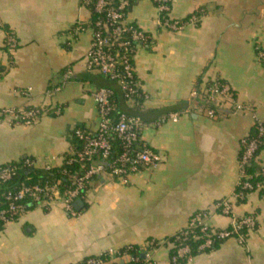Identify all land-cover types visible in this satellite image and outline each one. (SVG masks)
<instances>
[{
    "label": "crops",
    "instance_id": "0c3cea01",
    "mask_svg": "<svg viewBox=\"0 0 264 264\" xmlns=\"http://www.w3.org/2000/svg\"><path fill=\"white\" fill-rule=\"evenodd\" d=\"M128 1L127 21L150 36L133 57L146 98L138 110L122 101L119 108L140 117V140L161 162L126 185L89 183L74 217L59 206L28 205L0 226V264H78L127 246L140 249L141 264H169L164 241L192 215L205 212L209 226L229 228L231 219L214 208L225 199L235 217H255L254 231L243 244L228 239L185 264H264V186L242 203L232 200L240 140L255 118L264 119V66L257 59V49L264 51V0H171V20L199 13L197 24L176 32L160 28L152 0ZM90 22L83 0H0V166L31 159L35 169L60 167L75 146L74 130H96L92 93L108 81L86 70ZM8 34L17 42L12 52ZM215 82L230 86L240 111L226 109L217 120L203 115L191 93ZM25 108L41 110L32 125L1 115ZM256 163L264 164V146Z\"/></svg>",
    "mask_w": 264,
    "mask_h": 264
},
{
    "label": "built area",
    "instance_id": "2783aa9c",
    "mask_svg": "<svg viewBox=\"0 0 264 264\" xmlns=\"http://www.w3.org/2000/svg\"><path fill=\"white\" fill-rule=\"evenodd\" d=\"M83 2L87 6L91 0ZM92 2L96 19L91 27L92 39L86 56V70L115 82L123 93L126 103L132 108L138 107V99L145 100L146 95L138 86L133 57L139 47L150 42V36L135 23L127 21L130 5L128 0H92ZM152 2L158 14L160 28L176 32L188 24L198 22V17L195 15H191L186 21L171 20L169 18L171 0H152ZM6 46L8 51H14L17 47L16 39L8 36ZM257 59L264 66L263 50L257 49ZM70 77L69 71L63 74L65 80ZM113 93V90L107 87L97 88L92 93L98 117L97 127L93 133L79 128L74 130L75 146L68 156L64 157L63 164L68 166L79 164L82 169L73 173L64 170L62 175L67 178L64 182L23 180L11 186L0 194V226L17 220L26 211L28 205L43 209L59 206L66 215L74 217L77 215L74 203L81 200L87 185L94 179L126 185L131 175L159 166L161 158L158 153L140 140L142 121L125 113H117L115 117L113 116L116 110ZM191 97L201 102L199 107L208 119L224 118L226 109H231L232 112L242 109L230 86L223 82L194 89ZM1 115L15 124L32 125L41 115V110L6 109ZM170 120L177 122V116H171ZM253 127L255 136H247L240 140L239 178L236 183L239 190L235 189L232 193L234 202L244 201L249 193L261 190L264 186V164L259 165L260 170L255 173V176L261 177L259 181H250V176L245 173L247 165L258 158V149L264 140V119L255 118ZM114 140L117 141L119 148L115 154ZM34 165L33 160L26 159L21 167L30 169L34 168ZM51 168L53 167L46 165L42 170L48 171ZM19 170L20 167L16 164L0 166V183H10ZM214 208L219 214L231 219L229 228L217 229L209 226L207 213L198 212L192 215L187 225L175 235L176 241L187 242L190 239L195 241L201 238L202 242L197 246V251L202 253L211 250L216 242L222 243L232 238L243 244L248 234L256 227L255 217L253 215L235 217L229 199L217 202ZM196 231L200 235H197ZM121 250H109L98 256L89 257L86 264H139L138 256L129 255V252L135 251L133 246L124 247L122 252ZM186 258H190V248L182 245L169 257V264H178L179 259Z\"/></svg>",
    "mask_w": 264,
    "mask_h": 264
},
{
    "label": "trees",
    "instance_id": "16d2710c",
    "mask_svg": "<svg viewBox=\"0 0 264 264\" xmlns=\"http://www.w3.org/2000/svg\"><path fill=\"white\" fill-rule=\"evenodd\" d=\"M84 1V0H83ZM131 5V3H130ZM129 5V7H130ZM90 12H91V22H90V27L93 26V23L96 19V15L93 11V2L91 0V3L89 5L86 6ZM129 10V8H128ZM192 15H195L197 17H199V13H194ZM191 16V15H190ZM189 17L185 18L183 21H186L188 20ZM8 36H13L12 34H8ZM7 36V37H8ZM7 39V38H6ZM6 45V44H5ZM6 49L8 50L7 46H6ZM136 77V76H135ZM108 81V80H107ZM110 82V81H108ZM113 84L114 88H111L113 90V99H114V102H115V107H116V110L113 114V116L115 117L117 115V113H125L129 116H134V117H138L140 119L139 116H136L134 114H131V113H128V112H125V111H121L120 108H119V102L122 101L124 104H126V101L124 99V96H123V93L121 92V90L119 89V87L116 85L115 82H110ZM109 88V87H107ZM142 92V90H141ZM143 102V99L142 98H139L138 99V104L139 106H141ZM134 107L132 109L134 110H138L140 107ZM141 120V119H140ZM256 134L255 132V128L252 126L251 128V132H250V137H254ZM264 146V140H262V143L261 145L259 146V149H258V155H259V152L261 151L262 147ZM113 152L114 154L116 153V151H119V148H118V143L117 141H113ZM67 155H65V157H67ZM22 162H19L18 164H16L17 166L20 167V170L18 171L17 175L12 179V181L10 183H6V184H1L0 183V194L5 192L6 190H8L11 186L19 183L20 181H23V180H26L27 182H35L37 180H41V181H50V182H54V181H57V180H60L62 182L64 181H67V178L65 176L62 175V172L65 170L66 172H71L73 173L74 171H77V170H80L82 169V166L79 165V164H73L71 166H68V165H65L62 163V165L60 167H53L51 168L50 170L48 171H44L42 169H35V168H30V169H27V168H22ZM260 170V166L257 165L256 161H252L250 162L247 167L245 168V173L247 176H250V181L252 182H256V181H259L261 180V177L258 175V176H255V173L259 172ZM93 181H97V179H94ZM92 181V182H93ZM236 190H239L237 187L235 188ZM245 201V200H244ZM244 201H240L238 203H242ZM197 235H200V233H198V231L195 232ZM176 235V234H175ZM173 235L172 237L170 238H167L165 241H164V244L168 245L170 248H169V257H171L172 255L175 254L176 250L182 246V245H187L189 246L190 248V258H186V259H179L178 260V264H185L189 261V259L193 258L194 256L202 253V252H198L197 251V246L202 242V239H198V240H189V241H185V242H182L181 240L179 241H176V236ZM223 243V242H222ZM151 244V245H150ZM149 245L150 247H155L156 244L155 242H151ZM221 243L219 242H216L214 244V246L212 247L211 250H208L207 252L209 251H212V250H215ZM134 247V246H133ZM135 251H131L129 252V255L130 256H138L139 257V264H141L143 262V259L141 258V251L140 249L134 247ZM124 251L123 249L121 250V252ZM88 258H86L84 261L78 263V264H86V260ZM124 264H133V263H124Z\"/></svg>",
    "mask_w": 264,
    "mask_h": 264
},
{
    "label": "water",
    "instance_id": "95a60500",
    "mask_svg": "<svg viewBox=\"0 0 264 264\" xmlns=\"http://www.w3.org/2000/svg\"><path fill=\"white\" fill-rule=\"evenodd\" d=\"M107 87H109V88H114L113 84L110 83V82H108ZM81 206H82V202H81V200H77V201L74 203V208H75L76 211H79L80 208H81ZM141 258H144V255H141Z\"/></svg>",
    "mask_w": 264,
    "mask_h": 264
}]
</instances>
